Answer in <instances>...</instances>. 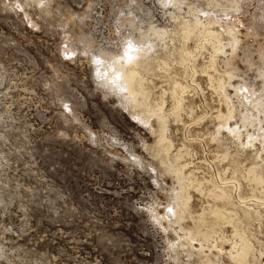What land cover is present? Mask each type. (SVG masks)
Segmentation results:
<instances>
[{
	"label": "rangeland",
	"instance_id": "rangeland-1",
	"mask_svg": "<svg viewBox=\"0 0 264 264\" xmlns=\"http://www.w3.org/2000/svg\"><path fill=\"white\" fill-rule=\"evenodd\" d=\"M262 102L264 0H0V264H264Z\"/></svg>",
	"mask_w": 264,
	"mask_h": 264
},
{
	"label": "bare ground",
	"instance_id": "bare-ground-1",
	"mask_svg": "<svg viewBox=\"0 0 264 264\" xmlns=\"http://www.w3.org/2000/svg\"><path fill=\"white\" fill-rule=\"evenodd\" d=\"M149 30H151L152 31V33L153 34H155L157 37H160V36H162L163 35V31H160L158 28L157 29H155L154 27H150V29ZM148 30V31H149ZM150 31V32H151ZM151 33V34H152ZM149 35H150V33H149ZM145 36V35H144ZM147 37V36H146ZM143 40V39H142ZM137 43H142V41L140 42H137ZM113 58V57H112ZM115 59H113V60H110V62H111V64L114 66V67H116V68H119V69H121L122 71H123V74H125L126 73V68L128 67V65L129 64H133L134 63V58L135 57H133V58H131V59H129L127 62H125V63H123V61H121V60H119L118 58L116 59V57H114ZM252 91V90H251ZM256 96V95H255ZM252 98H253V96H252ZM262 100V99H261ZM261 103V102H260ZM263 103V102H262ZM264 104V103H263ZM262 104V105H263ZM258 120V119H257ZM250 121V120H249ZM258 124V123H257Z\"/></svg>",
	"mask_w": 264,
	"mask_h": 264
}]
</instances>
